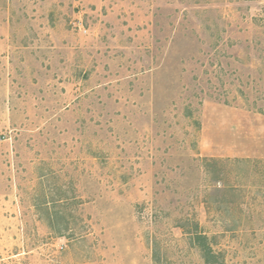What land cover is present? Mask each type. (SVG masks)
<instances>
[{
    "label": "rangeland",
    "instance_id": "rangeland-1",
    "mask_svg": "<svg viewBox=\"0 0 264 264\" xmlns=\"http://www.w3.org/2000/svg\"><path fill=\"white\" fill-rule=\"evenodd\" d=\"M264 264V0H0V264Z\"/></svg>",
    "mask_w": 264,
    "mask_h": 264
},
{
    "label": "trees",
    "instance_id": "trees-1",
    "mask_svg": "<svg viewBox=\"0 0 264 264\" xmlns=\"http://www.w3.org/2000/svg\"><path fill=\"white\" fill-rule=\"evenodd\" d=\"M196 247L200 250L205 264H213L217 262L218 254H216L211 245L208 243L205 235L197 234L194 238Z\"/></svg>",
    "mask_w": 264,
    "mask_h": 264
}]
</instances>
